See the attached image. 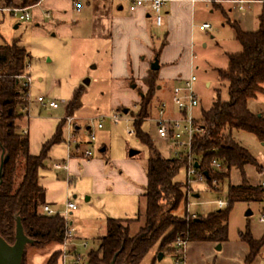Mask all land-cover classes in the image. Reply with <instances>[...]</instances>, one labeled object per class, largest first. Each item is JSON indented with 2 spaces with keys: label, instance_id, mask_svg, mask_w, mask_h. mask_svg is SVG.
<instances>
[{
  "label": "rangeland",
  "instance_id": "obj_1",
  "mask_svg": "<svg viewBox=\"0 0 264 264\" xmlns=\"http://www.w3.org/2000/svg\"><path fill=\"white\" fill-rule=\"evenodd\" d=\"M258 1L251 3L250 9L246 12L238 9V5L233 0H219L215 4L200 3L196 9L191 53L186 51L181 56H175L173 50H164L166 46L163 48L162 55L159 57L162 68L156 72L158 86L152 109L149 118L145 119L141 126V129L150 135L163 156H173V149L171 142L158 135L154 119L159 117V105L161 102H166L168 115L176 116L177 114H172L170 110L171 107L174 110L171 90L181 84L191 73L197 76L194 88L200 100L199 105L193 110L196 118H201L203 111L213 106L219 94L223 101L229 100L228 83L221 80L219 70L228 68L230 54L241 53L243 50V45L237 39L236 30L232 24L236 21L244 31H256L259 28L258 17L264 3V0ZM123 3L126 5V2ZM34 4V0H0V6L4 7L24 8ZM80 4L82 12H78L74 5L73 22H69L73 27L71 36L55 34L54 30L46 25H41L42 30H39L33 19L20 20V14L15 16L10 12L0 11V44L17 39L31 54L29 58L31 76L29 116L36 114L39 110L41 104L37 102V97L40 95L45 96L49 101L58 102L60 107L56 113L60 116L65 115L67 103L73 98L76 90L82 87V106L72 116L75 119H73V127L79 142H74L72 148L75 149L78 144H81L80 148L83 151L90 148L93 157L101 158L104 156L102 148L106 147V156L110 159L120 160L126 156L134 160V164L129 167L133 166L137 169L138 180L135 184L142 187L144 185L142 178L147 176L149 150L148 146L140 141L135 133H129V130H135L134 116L139 110L140 90L143 93L147 91L143 80L151 69L150 61L154 58L153 48L160 49L165 43L164 28L155 26L154 41L148 43L147 50L133 61L131 68L137 85L134 88L126 81L125 76H121L117 69H113L111 45L108 40H99L92 36L89 26L91 14L87 1L80 0ZM162 14L164 15L163 11ZM203 23H209L212 28L202 30L200 25ZM170 75L179 77L166 80ZM86 80H89V83H86ZM248 106L257 115L264 114V94H260L258 99L250 100ZM126 108L128 112L124 113ZM114 115H118V121L113 120ZM102 117H105L103 127L99 128L98 123ZM27 119H23V123L27 122ZM76 125L80 128L76 129ZM67 126L66 124L64 128L66 140ZM88 126L92 127L95 140H90ZM232 135L252 153L258 162L264 161V144L255 134L234 130ZM131 150H136L138 153L130 157ZM63 160L66 162L69 160L66 141L51 149L49 169L43 171L50 177L54 173V163ZM116 163L127 168L123 162ZM187 171V166L182 167L175 178L184 185L187 194V201H183L177 210L180 216H184L187 212L189 216L215 212L222 209L218 206L219 200L225 201L227 205L223 209L227 208L229 184H239L243 181L241 171L233 168L230 178L225 181L217 176L211 179L210 183L204 179H198L190 185L187 183ZM64 172L62 171L61 178ZM245 174L248 181L253 184L264 180V169L260 172L254 164L245 166ZM123 177L126 178L125 175ZM118 187L121 188L119 185ZM87 197L89 193L84 190L74 191L68 197L77 205V210L75 209L76 211L68 216V220L74 222L72 227L80 236L69 242L68 251L74 246L77 254L83 257L82 264L87 263L88 253L98 248L101 237L106 233L105 222L77 218V212L83 206L94 205V200L87 201ZM67 200L60 209L53 210L66 216ZM141 207L143 213L145 209L143 200ZM249 211L251 214H248ZM262 217H264V202H235L229 217L228 241L222 243L221 249L217 248L219 244L215 242H189L186 249L187 264H244L249 254V245L241 239V234L249 227L254 238L260 239L264 235ZM144 223V217L141 221L133 223L131 234H136ZM83 242H87L86 247ZM53 248L54 246L50 245L40 250L28 245L23 264H47L54 252ZM62 252L64 248L61 249ZM263 252L264 248L251 264H264ZM177 254V249L162 251L159 249V244H156L140 264H177Z\"/></svg>",
  "mask_w": 264,
  "mask_h": 264
},
{
  "label": "trees",
  "instance_id": "obj_2",
  "mask_svg": "<svg viewBox=\"0 0 264 264\" xmlns=\"http://www.w3.org/2000/svg\"><path fill=\"white\" fill-rule=\"evenodd\" d=\"M258 19L256 31H244L238 22H233L243 50L230 54L228 68L219 70L221 80L228 83L229 100L223 101L219 94L213 106L196 119L203 132L193 140V153L199 167L208 172L207 183L217 176L223 181L229 179L233 168L243 175L241 184H229L228 207L196 217L189 216L188 212L184 216L177 214L181 203L187 201V194L184 185L175 178L186 166L187 159L163 156L150 135L141 129L150 116L158 86L156 72L159 69L151 68L143 80L147 91L140 90L139 110L134 116L135 135L149 150L148 182L141 195L145 209L133 218H108L106 234L101 237L98 248L88 253L86 264H112L114 258L115 264H140L156 244L162 251H174L179 237L188 242L222 244L229 238L232 205L238 201L264 202V184L250 183L245 174L248 164H254L260 172L263 166L232 135L234 130L250 132L264 144V116L259 117L248 106L250 100L264 93V3ZM165 46L166 42L160 49L153 48L155 58L161 56ZM30 57L20 40L0 44V235L13 244L20 219L26 235L34 240L30 246L43 250L65 240V216L40 211L45 196L40 171L49 168L51 149L66 141V119L60 121L53 137L42 145L41 152L32 154L29 134L20 126V121L28 115L25 110L28 102L24 100L27 91L20 76L29 69ZM128 82L137 87L132 75ZM81 97L82 87L67 103V116H73L82 106ZM213 160L221 163L220 169L214 167ZM142 217L144 225L136 234H131V225ZM241 239L249 245L244 264H251L264 248V235L255 239L247 227ZM60 255L61 250L54 251L47 264H57Z\"/></svg>",
  "mask_w": 264,
  "mask_h": 264
},
{
  "label": "crops",
  "instance_id": "obj_3",
  "mask_svg": "<svg viewBox=\"0 0 264 264\" xmlns=\"http://www.w3.org/2000/svg\"><path fill=\"white\" fill-rule=\"evenodd\" d=\"M85 1H87L90 9L91 20L89 26L92 36L99 40H108L111 45L112 67L117 69L121 76H125L126 81L131 75L133 76L131 68L133 61L147 50L148 43L154 41L156 27L164 28L166 42L164 50H173L175 56H181L186 51L191 53L198 4L218 3V1L214 2V0H212L213 2L210 0H166L163 7V22L161 26H158L149 5L131 12L128 1ZM76 2V0H38L33 6L27 7V12L29 14L31 12L32 16L26 21L33 19L38 29L41 25H46L49 29L54 30L55 34L71 36L73 27L69 22H73L74 5L78 12H82L81 6L80 10H78ZM123 2H126V5ZM201 26L202 24L200 28L205 30ZM39 30L42 29L40 28ZM155 60H158L160 64L159 58H155L154 55V58L150 61V66ZM129 70H131L130 73ZM177 77L179 76L170 75L166 80ZM172 94L173 89L171 90V97ZM57 109L45 108L41 105L36 114L29 116V113L23 118H28L27 122L23 123V119L20 121L22 131L27 130L29 134L32 154L37 155L41 152L42 145L53 137L60 121L67 117L66 113L62 116L56 113ZM125 110L124 113H127ZM170 110L172 114H177L175 108L173 110L171 107ZM262 116H264L263 113ZM75 127L76 129L80 128L77 125ZM90 127H87L88 130H90ZM80 146L81 144H78L74 149L73 156L67 162L68 172H64L62 178L60 175L64 170H58L54 165V173L50 177L43 171L46 169L40 171V183L45 188L42 205L47 204L54 210L60 209L72 192L84 190V192L89 193L87 201L91 202L94 200V205L86 204L83 206L77 212L78 219L99 220L105 222L106 225L107 219L110 217H135L142 208L143 199L141 195L148 182L147 176L142 178L144 182L142 188L135 184L136 180H138L137 169L133 166L129 167L134 164V160H130L126 156L120 160L116 158L110 159V157L106 156V147L102 148L103 157L95 158L92 156L84 158V152L90 148H86L83 151ZM117 161L125 163L127 168L122 164L116 163ZM259 163L264 169V161H259ZM123 175H125V179ZM262 182L264 180L255 184ZM70 222L72 225L74 224L73 221ZM76 235L80 238L77 231ZM53 246L52 251L61 250L64 247L62 244H53Z\"/></svg>",
  "mask_w": 264,
  "mask_h": 264
},
{
  "label": "built area",
  "instance_id": "obj_4",
  "mask_svg": "<svg viewBox=\"0 0 264 264\" xmlns=\"http://www.w3.org/2000/svg\"><path fill=\"white\" fill-rule=\"evenodd\" d=\"M76 5L78 10H80L81 4L79 0H76ZM118 1H128L129 2V10L131 12H135L138 8L143 7L145 5H149L155 17V22L158 26L162 25L163 22V7L166 3V0H118ZM213 2L212 0H210ZM219 1V0H214ZM258 0H233L234 3L238 5V9L241 11H248L250 9V4L256 2ZM1 12H10L13 15H19L20 20H29L31 15L27 12V7H4L0 6ZM203 29L207 30L212 28L209 23H204L201 26ZM22 79V86L26 89V94L24 96V100L28 102L25 110L29 114L31 111L30 108V86H31V76L29 74V69L20 76ZM197 81V76L194 73H191L189 77H187L181 84L176 85L173 88V94L171 97L172 104L177 111L176 116L168 115V106L166 102H161L158 107L159 117L155 118L154 121L157 126L158 135L160 138L171 142L172 144V154L174 157L177 158H185L187 159V176L188 182L190 185L194 182L199 180H206L208 176L205 174L206 171L202 170L198 165V160L193 153V140L195 136L199 133L203 132V127L196 122V117L193 115V110L199 105L200 100L199 96L197 95L194 84ZM37 101L45 108H59L60 104L55 101H49L46 99L45 96H38ZM105 117H102L98 123V127H103V120ZM66 124L68 125V138L66 143L68 145L69 151V158L73 156L74 149L72 148V144L74 142H79L75 130H74V123L73 117L67 116ZM118 115H114L113 120L118 121ZM27 133V130L23 131ZM129 133H135L134 129H130ZM95 133L92 131L90 127V140H95ZM93 152L91 149H87L83 157L89 158L92 157ZM213 165L215 168L220 169L221 163L217 160H213ZM54 167L58 170H64L68 172V164L65 161L56 162ZM227 205V203L223 200L218 201V206L223 208ZM66 211H65V218L67 220L66 232H65V240L62 243L64 246V252L61 253L59 257V264H82L83 257L81 254H77L76 248L72 246L70 251H68L69 242L77 238L76 231L72 227V223L69 222L68 216L77 209V205L71 201L67 200L66 202ZM41 212L46 213L48 215L57 214L59 212L54 211L49 205L44 204L41 206ZM196 217V214L193 215ZM261 221L264 222V217L261 218ZM189 244L188 241L184 240L183 238L179 237L174 246L178 250L177 254V264H187V255L186 249L187 245ZM83 245L86 247L87 242H83Z\"/></svg>",
  "mask_w": 264,
  "mask_h": 264
},
{
  "label": "water",
  "instance_id": "obj_5",
  "mask_svg": "<svg viewBox=\"0 0 264 264\" xmlns=\"http://www.w3.org/2000/svg\"><path fill=\"white\" fill-rule=\"evenodd\" d=\"M151 68L155 70L160 69L158 60H155ZM86 83H89V80H86ZM125 112H128V110L126 109ZM258 116L261 117L262 114H259ZM137 153L136 150H131L130 156H134ZM205 174L208 176V172H205ZM248 214H251V212L249 211ZM30 244H34V240L26 235L24 226L21 220L18 219L16 240L13 244H10L0 235V264H22L26 253V247ZM217 248L221 249L222 244H219ZM112 264H115V258L112 261Z\"/></svg>",
  "mask_w": 264,
  "mask_h": 264
}]
</instances>
